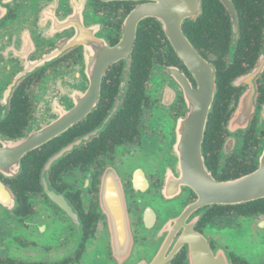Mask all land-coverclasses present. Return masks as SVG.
Instances as JSON below:
<instances>
[{"label": "flooded vegetation", "instance_id": "af4514ba", "mask_svg": "<svg viewBox=\"0 0 264 264\" xmlns=\"http://www.w3.org/2000/svg\"><path fill=\"white\" fill-rule=\"evenodd\" d=\"M204 87L207 176H264V0H0V264H264V195L191 181Z\"/></svg>", "mask_w": 264, "mask_h": 264}, {"label": "water", "instance_id": "95a60500", "mask_svg": "<svg viewBox=\"0 0 264 264\" xmlns=\"http://www.w3.org/2000/svg\"><path fill=\"white\" fill-rule=\"evenodd\" d=\"M143 14L144 12H138L137 14L133 13L128 18L124 40L118 47L113 49V52L116 54V56L125 55L128 52L135 37L136 24ZM185 15V17H188L190 15V10H187ZM171 39L173 40V45L176 51L185 59L187 65L192 69V71L195 72V69L198 70L201 77L204 78L208 73L205 71L204 67L202 69L203 62L201 58L195 53L188 40L184 38L183 35L176 33L171 35ZM200 64L201 68L199 67L198 69ZM203 82H205V79H203ZM212 96V89L209 93L205 87L201 90V104L194 106L197 108V111L192 114V118L190 120L194 126H198L201 123L202 127L200 132L201 136L199 135V137L194 138L197 139V142L191 146L192 160L190 164L193 165V175H190V178L193 185H196L198 188H200V197L205 198L209 202H242L253 197L263 196L264 176L261 172L245 181L224 185L216 184L215 181L207 176L203 157L200 153V144L202 141V135L205 128L208 111L212 102ZM39 143V138L36 136L25 139V141H22L19 144V155H23L26 151L36 147ZM113 217L117 218V216Z\"/></svg>", "mask_w": 264, "mask_h": 264}, {"label": "rangeland", "instance_id": "374dc122", "mask_svg": "<svg viewBox=\"0 0 264 264\" xmlns=\"http://www.w3.org/2000/svg\"><path fill=\"white\" fill-rule=\"evenodd\" d=\"M52 232H53V229H52Z\"/></svg>", "mask_w": 264, "mask_h": 264}]
</instances>
